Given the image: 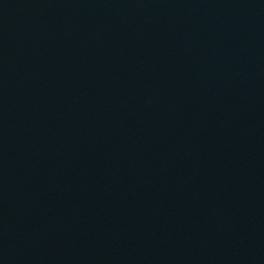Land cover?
Instances as JSON below:
<instances>
[{
  "label": "water",
  "instance_id": "1",
  "mask_svg": "<svg viewBox=\"0 0 264 264\" xmlns=\"http://www.w3.org/2000/svg\"><path fill=\"white\" fill-rule=\"evenodd\" d=\"M0 264H264V0H0Z\"/></svg>",
  "mask_w": 264,
  "mask_h": 264
}]
</instances>
